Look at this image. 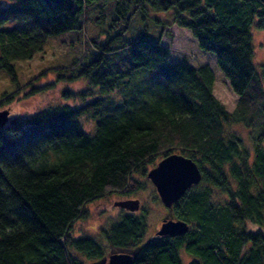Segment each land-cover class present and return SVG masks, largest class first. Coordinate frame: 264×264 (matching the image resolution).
Wrapping results in <instances>:
<instances>
[{"label":"trees","instance_id":"trees-1","mask_svg":"<svg viewBox=\"0 0 264 264\" xmlns=\"http://www.w3.org/2000/svg\"><path fill=\"white\" fill-rule=\"evenodd\" d=\"M95 2L0 0V70L17 81L0 93V108L28 86L47 88L34 84L48 71L57 73L48 86L58 78H86L89 86L64 91L82 102L14 116L0 128V264H91L110 249L139 246L133 264H183L182 250L192 255L188 264H264V70L254 62L251 33L253 25L264 29V0H114L124 29L149 8L189 29L237 94L232 111L214 95L212 66L173 59L161 35L120 45L122 32L95 36L85 58L20 82L16 62L33 58L51 36L80 29ZM82 116L95 122L94 132ZM232 124L249 129L252 146ZM171 153L202 171L172 207L188 222L186 233L144 239L146 213L129 210L101 229L106 244L72 233L87 203L146 189L148 171Z\"/></svg>","mask_w":264,"mask_h":264},{"label":"rangeland","instance_id":"rangeland-1","mask_svg":"<svg viewBox=\"0 0 264 264\" xmlns=\"http://www.w3.org/2000/svg\"><path fill=\"white\" fill-rule=\"evenodd\" d=\"M1 1L4 3V0ZM170 14V12L158 11L153 8H149L144 13L135 12L132 16L131 26L124 29L126 23L115 12L114 0H96L93 6L84 13L80 29L51 36L33 58L16 62L15 73L17 79L23 82L48 66L56 65L59 62H67L77 56L85 58L87 46L95 36L98 39H106L109 35L122 32V39L117 41V45H120L122 41H130L138 36L159 39L161 35V42L170 47L173 59L187 57L195 66L205 64L212 66L216 77L214 95L229 111H232L237 104L238 96L232 89L229 80L217 66L216 56L213 53L201 50L190 30L173 24ZM118 19L119 21H117ZM157 19L160 21L158 22ZM164 20L166 24L163 23ZM251 33L255 52L254 62L258 71L262 73L264 70V29L253 25ZM91 46L94 48L93 43H91ZM56 77L57 73L55 71H48L36 81L37 84H34L47 86V88L33 93L29 92L33 89V86H28L22 90L9 106H6V108L10 109V117L29 116L39 109L52 104L68 103L74 105L82 102L80 95L67 97L64 91H75L79 90L78 88H85L88 82L86 78L80 80L58 78L55 85L48 86L49 83L55 81ZM262 78L264 80V76ZM15 88H17V81L13 79V75L9 71L1 69L0 93L11 91ZM79 122L90 132L95 131V122L93 120L82 116L79 118ZM230 129L239 133L245 139V143L252 146L250 131L247 127L243 124H232ZM157 196L156 188L151 183L146 189L128 196L111 193L89 202L86 204L89 214L87 217L79 218L73 223L72 233L75 236H91L106 244L107 239L101 229L117 219L122 212L127 211V209L115 205V202L131 198L140 200V208L135 213H146L147 229L144 239H148L154 234V231L160 228L162 218L169 212L168 208ZM181 256L183 264H188L192 258V255L185 252V250L181 251Z\"/></svg>","mask_w":264,"mask_h":264},{"label":"water","instance_id":"water-1","mask_svg":"<svg viewBox=\"0 0 264 264\" xmlns=\"http://www.w3.org/2000/svg\"><path fill=\"white\" fill-rule=\"evenodd\" d=\"M10 120V109H0V128ZM154 184L158 196L169 212L162 218L158 235L176 236L184 234L189 229L188 222L172 216L173 204L185 192L202 179V171L198 164L190 157L181 153H171L162 158L147 173ZM115 205L135 212L140 208L139 199H123ZM141 246L134 249H111L102 259L91 264H133Z\"/></svg>","mask_w":264,"mask_h":264},{"label":"flooded vegetation","instance_id":"flooded-vegetation-1","mask_svg":"<svg viewBox=\"0 0 264 264\" xmlns=\"http://www.w3.org/2000/svg\"><path fill=\"white\" fill-rule=\"evenodd\" d=\"M155 233H156V231H154V234L153 235H155ZM111 250V249H110Z\"/></svg>","mask_w":264,"mask_h":264},{"label":"bare ground","instance_id":"bare-ground-1","mask_svg":"<svg viewBox=\"0 0 264 264\" xmlns=\"http://www.w3.org/2000/svg\"><path fill=\"white\" fill-rule=\"evenodd\" d=\"M6 107H3V108H1V109H5Z\"/></svg>","mask_w":264,"mask_h":264}]
</instances>
